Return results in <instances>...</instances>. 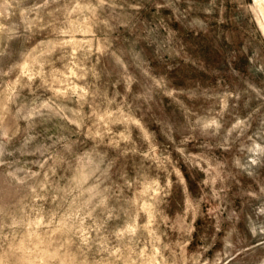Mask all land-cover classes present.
<instances>
[{
  "label": "rangeland",
  "instance_id": "1",
  "mask_svg": "<svg viewBox=\"0 0 264 264\" xmlns=\"http://www.w3.org/2000/svg\"><path fill=\"white\" fill-rule=\"evenodd\" d=\"M0 264H264V0H0Z\"/></svg>",
  "mask_w": 264,
  "mask_h": 264
}]
</instances>
